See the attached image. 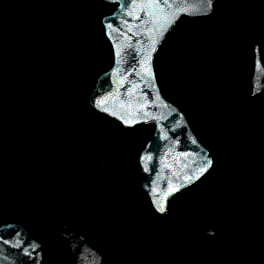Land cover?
Masks as SVG:
<instances>
[{
    "label": "trees",
    "instance_id": "16d2710c",
    "mask_svg": "<svg viewBox=\"0 0 264 264\" xmlns=\"http://www.w3.org/2000/svg\"><path fill=\"white\" fill-rule=\"evenodd\" d=\"M73 1L89 9L96 4H106L102 0H0V225L13 219L9 208L18 202L14 191L19 189V183L12 182L14 176L22 178L26 184L25 194L19 200L22 207L30 209L35 220L43 218L46 206L56 197L53 194L54 175L69 174L72 170L68 162L72 152L65 143L60 144V132L72 122L83 125L88 116L108 118L88 105L91 83L82 74L51 73L44 67L36 70L31 59L33 56L17 53L25 46L40 53L45 44L61 39L65 64L72 68L86 64L90 59L89 43L85 38L87 30L70 22L59 26L54 24ZM216 13L220 18L213 22L205 46L194 49L199 60L180 69L189 75L179 82V86L193 89L201 101L203 98L207 101L185 106L160 88L162 95L185 113L194 134L210 150L214 158L212 169L220 160L219 141L238 129L237 140L243 147V159L231 167L229 173L233 171L235 175L230 179L225 178L227 172L222 173L215 191L217 203L214 200L213 208L201 214L217 217L220 231L212 238L199 236L193 230V223L201 215L188 214L178 223L174 240H190L189 251L180 253L177 249L180 260L176 261L166 250L165 232L158 224H152L153 219L143 222L134 217L141 231L132 232L134 237L127 238V245L118 257L111 256L117 245L109 241L106 231L87 232L93 243L109 253L108 264H170L174 261L175 264H264V105L262 96L253 100L247 98V73L252 66L248 38L252 34L260 37L263 42L261 51H264V0H219L213 17ZM17 26L22 27L20 45L14 39ZM236 31L243 32L242 37ZM220 44L224 50L233 45L236 50L244 46L246 51L238 56L246 59L249 65L242 70V77L222 79L208 73L202 57ZM111 58L109 55L108 62ZM1 65H7V69H2ZM192 98L190 95L185 99L190 103ZM251 102L258 107L251 108ZM113 123L122 127L114 120ZM20 143L21 148L17 146ZM25 156L29 162H25ZM42 169L47 170L45 178L40 175ZM212 169L206 176L215 179L210 174ZM136 174L139 179L142 177L137 169ZM258 177L260 183L256 181ZM194 185L175 197L183 195ZM137 188L138 194L149 202L140 187ZM122 197L124 206L135 215L137 205L130 204V195ZM147 206L157 216L150 203ZM219 207L230 214V224L225 227L219 218ZM24 223L31 225L33 221L27 219ZM45 230L39 234L48 252L46 264L51 254L54 260L57 256H64L65 262L61 264H72L65 243L53 227L47 226ZM230 236L233 241L223 246ZM171 245L176 247L173 241Z\"/></svg>",
    "mask_w": 264,
    "mask_h": 264
},
{
    "label": "rangeland",
    "instance_id": "374dc122",
    "mask_svg": "<svg viewBox=\"0 0 264 264\" xmlns=\"http://www.w3.org/2000/svg\"><path fill=\"white\" fill-rule=\"evenodd\" d=\"M75 2L73 1L63 11V14L57 17L54 24L59 26L62 23L70 22L87 30L88 35L85 38L89 43L90 59L86 64L74 68L67 66L61 51L64 44L61 39H55L52 43L45 44L44 50L40 53H35V50L29 46H25L22 51L17 50V53L20 52L22 55H28V57L33 56L31 59L36 70L44 67L51 73L82 74L91 83L92 88L96 77L111 65V62H108L111 49L103 34L100 20L102 16L111 13L114 6L112 4H96L94 8L89 9L88 7L79 6ZM219 18L216 13L214 17L205 20L182 19L158 52L155 61L158 83H160L162 89L167 90L168 95L176 97L185 106L196 104L201 99L196 93H193V89L189 88L187 90L179 86V82L189 75L188 72L180 69L186 64L195 63L196 60H199V56L196 55L194 49L205 46L213 22ZM14 32V39L20 45L22 27L17 26ZM236 32L238 36L242 37L243 32ZM258 38L260 39V37ZM193 43L195 45L191 48ZM218 47L202 57V63L208 73L211 76H221L222 79L242 77V70L249 65L246 59L238 56L243 50L246 51L244 46L240 50H236L237 47L234 45L227 50L223 49L222 44ZM94 48H96L95 51H93ZM1 66H3L2 69H7V65ZM251 69L252 66L247 73L248 79ZM206 93H208V90H206ZM190 95H193V98L189 103L185 98ZM261 99L263 100L262 105H264V95ZM204 100L207 101L203 98L201 102ZM250 106L253 109L258 107L255 102H251ZM152 131L153 125L151 123L124 128L116 126L113 120L108 118L103 120L97 116H88L84 119V124L80 126H77L75 122L65 125L64 130L59 134V138L62 139L60 144L65 143L72 152L68 156L72 173L62 172L60 175H54L53 194L56 197L51 204L46 206L44 217L36 220L32 211L23 208L19 201L20 196L23 197L25 194L26 184L22 178L14 176L12 182L16 183L17 181L19 189L14 191L18 195L17 204L9 208V213L13 218L11 221L21 223H24L27 219L33 221L29 226L38 234L40 231H47L45 230L47 226L53 227L56 231L57 227L64 222H72L85 233H96V231H106L100 225L99 219L104 215L108 216L113 219L122 236V245H117L111 252V256L116 255L118 257L127 245V238L134 237L132 232L141 231L139 223L134 217L140 218L143 222L149 218V220L153 219L152 224H158L165 232L167 239L165 247L167 251L169 250L168 254L174 257L173 260H180L179 253L176 251L178 249L181 251L180 253H187L190 240L185 242L174 240L175 231H178V223L182 222L188 214L194 212L201 215L209 211L208 209L213 208V201L215 200V203L218 201L215 195L217 182L221 179L223 172H227L225 175L227 180L235 175L232 173L233 171L229 172L231 167L243 159V147L237 140L239 136L238 129H235L229 137L218 143L220 160L217 161V166L210 173L215 179H211L209 175L205 176V179L202 178L201 182L194 185L183 195L173 196L170 200L168 212L156 216L148 210L147 203L149 202L138 194L137 187L142 177L139 179L136 174L138 155ZM17 146H20L19 148L23 147L21 143ZM24 160L29 162L26 156ZM243 168L250 170L248 167L243 166ZM41 171V177L45 178L47 170L42 169ZM256 181L260 183V177ZM124 195H128V197L130 195L128 198V200H131L130 204L137 205L135 215L131 214L122 203V196ZM218 209H220L219 218L222 225L224 227L229 225V212L222 210L220 207ZM107 238L112 243L108 234ZM172 241L176 247L171 245ZM232 241L233 238L230 236L223 242V246ZM48 257V264L65 262L64 256H57L56 260L53 259L54 255L52 254ZM65 257L69 258L68 256ZM175 261L170 264H175ZM69 262H71L70 258Z\"/></svg>",
    "mask_w": 264,
    "mask_h": 264
},
{
    "label": "water",
    "instance_id": "95a60500",
    "mask_svg": "<svg viewBox=\"0 0 264 264\" xmlns=\"http://www.w3.org/2000/svg\"><path fill=\"white\" fill-rule=\"evenodd\" d=\"M102 1L116 5L100 20L112 61L94 80L87 102L93 110L124 128L153 125L137 158L144 176L139 187L154 212L164 215L170 198L206 176L214 158L194 134L185 113L162 95L155 56L182 19L211 18L219 0H167L166 4L162 0ZM248 44L252 69L247 98L253 100L264 95V61L258 36L250 35ZM173 188L176 190L171 191ZM161 202L164 211L158 208ZM99 223L114 245L122 242L113 219L104 215ZM193 230L203 238H212L220 231V221L204 214L193 223ZM56 234L65 243L72 264H108L106 249L93 243L72 222L60 224ZM46 261L45 242L32 227L18 221L0 225V264Z\"/></svg>",
    "mask_w": 264,
    "mask_h": 264
},
{
    "label": "snow or ice",
    "instance_id": "6c2138e0",
    "mask_svg": "<svg viewBox=\"0 0 264 264\" xmlns=\"http://www.w3.org/2000/svg\"><path fill=\"white\" fill-rule=\"evenodd\" d=\"M162 2L166 4L167 0H162ZM209 2H210V0H209ZM207 163L210 164V161H208ZM205 166H207V164ZM175 190H176L175 188L171 189V191H175ZM166 195H167V193H165V196ZM158 208H159L160 211H164V207H163V203L162 202L158 204Z\"/></svg>",
    "mask_w": 264,
    "mask_h": 264
},
{
    "label": "flooded vegetation",
    "instance_id": "af4514ba",
    "mask_svg": "<svg viewBox=\"0 0 264 264\" xmlns=\"http://www.w3.org/2000/svg\"><path fill=\"white\" fill-rule=\"evenodd\" d=\"M113 6H114V8H113V10L115 9V7H116V5L115 4H113ZM160 49H161V47H160ZM159 49V50H160ZM159 52V51H158ZM158 52H157V54H156V56H155V61H156V58H157V55H158ZM111 61H112V58H111ZM155 65H156V63H155ZM155 69H156V66H155ZM139 126V125H138ZM136 127V126H135ZM132 128V127H131ZM236 135V134H235ZM138 170H139V168H138ZM140 172V171H139ZM140 174H141V172H140ZM142 175V174H141ZM144 180V176L142 175V180L140 181V183L142 182ZM187 189V188H186ZM178 194V193H177ZM175 196V195H174ZM173 197V196H172ZM171 197V198H172ZM171 198H170V200H171ZM170 200H169V202H170ZM169 202H168V206H169ZM115 226H116V224H115ZM116 229H117V227H116ZM117 231H119L118 229H117Z\"/></svg>",
    "mask_w": 264,
    "mask_h": 264
}]
</instances>
